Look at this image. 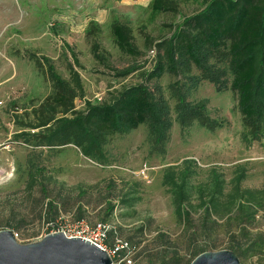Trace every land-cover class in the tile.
Segmentation results:
<instances>
[{
    "label": "rangeland",
    "instance_id": "374dc122",
    "mask_svg": "<svg viewBox=\"0 0 264 264\" xmlns=\"http://www.w3.org/2000/svg\"><path fill=\"white\" fill-rule=\"evenodd\" d=\"M150 1L0 0V168L4 171L0 176V230L11 229L20 243L37 241L52 231V222L46 218L47 201H53L59 209L56 221L76 219L82 213L88 222L108 223L114 229L112 238L131 237L128 255L135 264L148 263L150 255L165 252L167 244L159 239L162 232L186 259L194 246L205 241L214 243L213 250L229 249L230 236H240L237 223H227L232 213L206 217L196 190L213 184L218 176L227 192L241 172L243 188H261L264 184V138L246 140L235 96L229 89L218 92L206 80L191 88L188 99H206L210 116L221 120L223 126L208 131L193 124L182 130L174 121L163 156L149 152L143 124L112 138L107 145L110 164L106 166L75 149L33 150L14 138L18 120L31 119V107L51 89L44 75L39 71L35 75L31 53L47 56L67 77L65 55L72 60L70 52H74L81 65L76 69L84 84L85 99L98 101L122 85L141 81L139 74L155 61L156 43L169 36L184 17L203 7L201 0H178V13H160L150 20ZM115 20L131 28L137 55L121 51L113 41L111 24ZM92 22L98 25L96 39L109 67L91 54L93 35L87 32ZM41 31L47 35L40 38ZM131 64L141 68L124 78L114 76L115 70ZM9 69H14V75L7 74ZM191 74H198L194 66ZM175 80L190 83L182 75L165 73L159 78L171 108L175 104ZM75 105L81 108L83 100L76 99ZM171 113L174 116L173 109ZM27 156L35 158L42 170L38 181L28 189L26 176L17 171V165L24 164ZM185 166L193 171L189 184L194 186L188 224L175 215L171 195L162 183L168 169L179 172ZM248 228L250 232H264V213L258 214ZM240 261L264 264V252Z\"/></svg>",
    "mask_w": 264,
    "mask_h": 264
},
{
    "label": "trees",
    "instance_id": "16d2710c",
    "mask_svg": "<svg viewBox=\"0 0 264 264\" xmlns=\"http://www.w3.org/2000/svg\"><path fill=\"white\" fill-rule=\"evenodd\" d=\"M201 1L203 7L200 10L184 17L169 36L156 43L155 61L149 70L139 74L141 81L122 85L98 101L85 99L84 84L76 69L81 65L74 52H70L72 60L65 55L67 77L58 72L54 61L47 56L31 53L37 72L47 78L51 89L36 106L31 107V119L27 122L18 120L19 128L14 138L33 150L63 149L61 151L65 152L75 149L84 157L106 166L110 164L107 145L112 138L126 135L143 124L147 130L149 152L163 156L174 121L182 130L193 124L208 131L223 126L221 120L210 116L206 99H188L191 88L206 80L218 92L227 89L233 92L246 140H262L264 0ZM178 6V0H151L150 20L160 13L176 14ZM98 29L97 23L92 22L87 32L93 35L91 54L95 60L109 67L96 39ZM111 31L113 41L121 51L132 55L139 53L131 41V28L127 24L115 20ZM193 66L198 71L197 75L191 74ZM139 68L141 66L131 64L115 70L114 76L124 78ZM165 73L186 76L190 82L188 85L179 80L173 82V108L159 84V78ZM76 99L83 100L81 108H76ZM17 171L26 176L24 182L27 189L38 181L42 173L38 161L31 156H27L24 164L17 165ZM192 173L189 166L179 172L168 169L162 182L171 195L174 213L183 224L189 223L190 208L193 207L190 199L194 186L189 184ZM243 177V172L239 173L235 184H231L227 192L218 176L214 177L213 184L196 188L206 217L232 213L227 223L234 220L240 227V236L232 234L228 248L241 260L264 252V232H250L248 228L258 214L264 213V184L261 188H243L240 184ZM58 215L57 205L47 201V220L54 223ZM82 215L78 213L77 218L72 220L84 219ZM113 231L108 234L110 245L118 238H112ZM119 239L133 244L131 237L128 240ZM159 239L167 244L166 250L162 254L150 255L148 263L189 264L199 253L216 248L213 242L205 241L204 245L194 246L186 259L174 249L164 232L160 233Z\"/></svg>",
    "mask_w": 264,
    "mask_h": 264
},
{
    "label": "water",
    "instance_id": "95a60500",
    "mask_svg": "<svg viewBox=\"0 0 264 264\" xmlns=\"http://www.w3.org/2000/svg\"><path fill=\"white\" fill-rule=\"evenodd\" d=\"M107 251L80 237L63 232L45 234L41 239L20 243L11 229L0 230V264H111ZM151 264V263H139ZM189 264H242L230 249L207 250Z\"/></svg>",
    "mask_w": 264,
    "mask_h": 264
},
{
    "label": "built area",
    "instance_id": "2783aa9c",
    "mask_svg": "<svg viewBox=\"0 0 264 264\" xmlns=\"http://www.w3.org/2000/svg\"><path fill=\"white\" fill-rule=\"evenodd\" d=\"M150 53L153 54L154 49H151ZM3 175L4 171L0 170V176L2 177ZM51 230L50 233L61 231L69 238L80 237L90 241L99 248L107 251L112 259L111 264H135L128 255L130 247L127 242L115 238L111 245L108 244L107 240L111 226L106 222L92 224L85 219L70 220L61 218L60 221L52 223ZM14 236L17 237L15 232ZM121 250H124L123 254L120 252Z\"/></svg>",
    "mask_w": 264,
    "mask_h": 264
},
{
    "label": "crops",
    "instance_id": "0c3cea01",
    "mask_svg": "<svg viewBox=\"0 0 264 264\" xmlns=\"http://www.w3.org/2000/svg\"><path fill=\"white\" fill-rule=\"evenodd\" d=\"M45 35H47V34H46L44 31H43V32L41 31L39 37H40V38H41V37H45ZM48 35H49V36H52V34H50V32L48 33ZM24 60H25V59H24ZM24 60H23V61H24ZM13 72H14V69H11V70L9 69V71H8L7 74H9L10 76H12V75H14ZM35 75H38V72H36ZM7 78H8V77H7ZM0 170H2V169L0 168Z\"/></svg>",
    "mask_w": 264,
    "mask_h": 264
}]
</instances>
